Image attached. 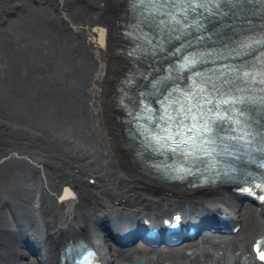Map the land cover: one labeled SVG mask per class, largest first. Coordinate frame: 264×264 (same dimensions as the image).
<instances>
[{"label": "bare ground", "instance_id": "1", "mask_svg": "<svg viewBox=\"0 0 264 264\" xmlns=\"http://www.w3.org/2000/svg\"><path fill=\"white\" fill-rule=\"evenodd\" d=\"M115 11L111 0H0V19L13 12L15 26L14 76L5 81L9 60L0 53V89L6 82L27 95L18 96L21 104L10 115L16 134L13 129L11 143L0 144V157L14 155L0 166V264H57L59 247L73 232L105 264H155V256L161 264H188L187 250L195 260L220 258L247 250L264 233V210L229 188L183 193L126 167L106 115L117 67L103 30L112 29ZM7 110L0 107V120ZM65 185L77 192L67 204L58 201ZM175 212L186 224H221L218 215H225L241 228L230 234L207 227L177 246L115 242L139 221L158 225Z\"/></svg>", "mask_w": 264, "mask_h": 264}, {"label": "snow or ice", "instance_id": "2", "mask_svg": "<svg viewBox=\"0 0 264 264\" xmlns=\"http://www.w3.org/2000/svg\"><path fill=\"white\" fill-rule=\"evenodd\" d=\"M216 6L219 7V4ZM181 7L186 16L187 9L205 8L206 5L188 3L186 8L183 5ZM172 21L177 25L180 24L175 15H172ZM163 22L167 23V21ZM256 42L259 43V41ZM129 55H132V53H129ZM185 59L186 63L180 66L181 69L194 68L197 61L195 59L189 60L187 57ZM221 75L225 76L224 83L228 84L229 81L226 78V74L221 72ZM244 75L247 76L248 73H244ZM195 76L200 77L201 73L195 72ZM158 83H163V80L153 82L152 87L156 88ZM203 83L207 84L209 81L204 80ZM177 92H180L179 86L171 88L164 99L158 101L161 114L155 118L154 125L151 123L154 119L152 110L145 105L144 110L148 113L145 119L149 124L145 126L144 136L146 147L152 152L158 154H163L165 151L173 154L179 152L186 158L188 164L197 167L200 164H204L206 168L210 169L212 165L208 163V160L217 154L218 149L221 152H229L231 154L238 150L237 144L244 140L245 135L250 137L244 140L245 145L249 146V148L258 142V137H264V124L260 120L255 121L258 125L257 129H250L247 133L241 135L233 134L237 132L236 128H225V136H219L216 133L215 128L218 122H230L240 125L239 119H233L232 113L234 109L232 106L245 104L246 100L244 97H233L229 93H225L215 87L209 92L205 87L198 86L195 79H193V84L182 92L180 96H176ZM215 93H219V96L215 95ZM244 111L245 109H241V114ZM249 117L251 118V113H249ZM228 141L237 143L229 144L227 143ZM256 151L264 152V148L257 147ZM248 155H252V152L249 151ZM205 157L208 159L206 160ZM257 159L264 160V157H257ZM230 166L233 171L236 170L235 165ZM258 166L264 167V163ZM257 250L259 251V247ZM260 259L264 260V254L260 256Z\"/></svg>", "mask_w": 264, "mask_h": 264}, {"label": "water", "instance_id": "3", "mask_svg": "<svg viewBox=\"0 0 264 264\" xmlns=\"http://www.w3.org/2000/svg\"><path fill=\"white\" fill-rule=\"evenodd\" d=\"M13 16H14V13L12 12L8 14L7 18L0 19V53L2 56L5 57V61H6V58L9 60V61H6L7 63H9L8 64L9 70L8 69L6 70V80L5 81H12L13 76H14V73L12 70L13 68L12 67L13 65L12 50H14V45L13 43H11V39H10L11 34L15 31V26L14 24H12ZM21 26L22 28H24L23 25ZM15 37L17 38L16 35ZM0 92H1V99H0L1 106L5 104L6 106H9L10 108V110L6 111L9 115L2 116L3 118L2 120H0V144L4 143L7 145L11 143V138H12L11 135L14 129L13 125H9L10 115L13 117L12 113H15V112L17 113L18 106L21 104L18 96L22 94L24 95V97H27V95L24 92H17V91L13 92L12 86L7 84L6 82H5L4 87L0 89ZM26 109L27 108L23 107V113L25 114H26ZM14 133L16 134L15 129H14ZM1 153H4V152H0V154ZM10 158H14L13 153H9L7 157H0V166L3 164H7Z\"/></svg>", "mask_w": 264, "mask_h": 264}]
</instances>
